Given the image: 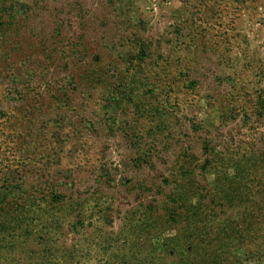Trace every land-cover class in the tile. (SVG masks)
Instances as JSON below:
<instances>
[{"label": "rangeland", "instance_id": "1", "mask_svg": "<svg viewBox=\"0 0 264 264\" xmlns=\"http://www.w3.org/2000/svg\"><path fill=\"white\" fill-rule=\"evenodd\" d=\"M0 264H264V0H0Z\"/></svg>", "mask_w": 264, "mask_h": 264}]
</instances>
